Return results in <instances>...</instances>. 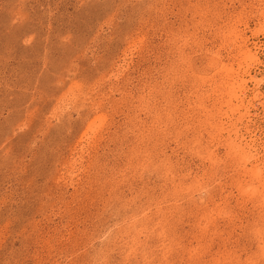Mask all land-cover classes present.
Here are the masks:
<instances>
[{"label": "rangeland", "instance_id": "obj_1", "mask_svg": "<svg viewBox=\"0 0 264 264\" xmlns=\"http://www.w3.org/2000/svg\"><path fill=\"white\" fill-rule=\"evenodd\" d=\"M0 264H264V0H0Z\"/></svg>", "mask_w": 264, "mask_h": 264}, {"label": "bare ground", "instance_id": "obj_2", "mask_svg": "<svg viewBox=\"0 0 264 264\" xmlns=\"http://www.w3.org/2000/svg\"><path fill=\"white\" fill-rule=\"evenodd\" d=\"M243 54H245V56H247L248 54H251V51H245ZM238 145H239V144H238ZM238 145H237V146H238ZM240 145H241V144H240ZM232 148H233V147H232ZM240 148L242 149V147H240ZM241 149H240V150H241ZM247 149H248V148H247ZM241 151H242V150H241ZM244 151H245V149H244ZM244 151L242 152L243 154H245V152H246V151H245V152H244ZM250 152H251V151H250ZM242 153H241V154H242ZM239 155H240V154H239ZM243 157H244V156H243Z\"/></svg>", "mask_w": 264, "mask_h": 264}]
</instances>
